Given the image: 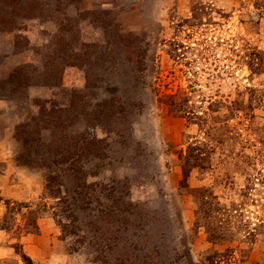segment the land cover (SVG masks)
<instances>
[{
    "label": "rangeland",
    "instance_id": "rangeland-1",
    "mask_svg": "<svg viewBox=\"0 0 264 264\" xmlns=\"http://www.w3.org/2000/svg\"><path fill=\"white\" fill-rule=\"evenodd\" d=\"M0 264H264V0H0Z\"/></svg>",
    "mask_w": 264,
    "mask_h": 264
},
{
    "label": "trees",
    "instance_id": "trees-1",
    "mask_svg": "<svg viewBox=\"0 0 264 264\" xmlns=\"http://www.w3.org/2000/svg\"><path fill=\"white\" fill-rule=\"evenodd\" d=\"M122 110H123L122 109V106H119V108H117V110H115L114 112L107 113V111H105V109H102V107H101L100 109H98V112H95L93 115H90V117L87 118V121H89L90 123H93L95 121H97V122L101 121L104 117H107V119H109V118H111L112 116H114L116 114V111H118L119 113H122ZM105 121H107V120H105ZM59 126H60V124H55V125L52 126V129H54L55 131H57V130H59V129H57V128H59ZM60 147H61V144L60 143H58L57 145H55L53 147V149L55 150L54 153ZM65 160H66V158H65Z\"/></svg>",
    "mask_w": 264,
    "mask_h": 264
}]
</instances>
